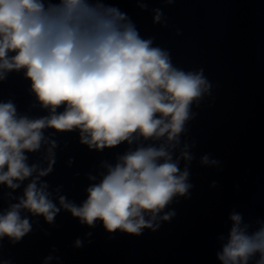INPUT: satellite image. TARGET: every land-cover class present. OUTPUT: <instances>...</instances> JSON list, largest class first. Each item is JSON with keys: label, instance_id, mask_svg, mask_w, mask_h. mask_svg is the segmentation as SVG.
<instances>
[{"label": "clouds", "instance_id": "1", "mask_svg": "<svg viewBox=\"0 0 264 264\" xmlns=\"http://www.w3.org/2000/svg\"><path fill=\"white\" fill-rule=\"evenodd\" d=\"M138 6L147 10L142 0ZM152 12L153 23L166 26L162 9ZM154 39L141 36L127 13L104 0H0V84L22 73L31 107L47 113L32 117L13 99L0 100V185L16 201L0 210V241L16 244L32 231L25 213L53 224L62 210L89 228L99 221L108 233L138 236L170 221L175 211L169 206L189 198L195 145L181 138L212 84L203 69L174 65ZM47 129L78 132L89 150L128 148L115 163L102 162L98 176L89 174L87 198L77 205L43 179L53 171L58 147ZM42 149V161L30 165L27 153ZM200 163L219 162L204 155ZM26 180L23 194L13 197ZM229 220L227 237H219L220 264H264V221L253 228L235 211ZM82 246L77 239L75 247Z\"/></svg>", "mask_w": 264, "mask_h": 264}, {"label": "water", "instance_id": "2", "mask_svg": "<svg viewBox=\"0 0 264 264\" xmlns=\"http://www.w3.org/2000/svg\"><path fill=\"white\" fill-rule=\"evenodd\" d=\"M142 2L147 10H141L138 0H104L127 13L141 36L154 37L155 45L168 49L174 65L203 69L212 84L211 95L193 106L197 115L181 138L195 145L190 149L194 159L189 166V198L180 197L169 206L175 211L170 221L138 236L108 233L99 221L89 228L63 210L53 224L25 213L33 221L32 231L16 244L7 238L0 241V260L43 264L51 255L50 264H220L219 237H227L233 211L253 228L255 221H264V0ZM156 8L162 9L166 26L153 23ZM28 88L23 74L13 72L0 84V100L13 99L19 112L32 117L47 115L31 107L34 98ZM45 135L53 136L58 147L53 171L43 179L50 191L59 187L60 194L77 205L87 198L89 174L98 176L102 162L115 163L128 148L121 144L89 150L79 142L78 132L47 129ZM27 155L30 165L40 163L43 149ZM204 155L218 165H201ZM28 182L12 196H21ZM9 192L0 185V210L16 202ZM77 239L82 247H75Z\"/></svg>", "mask_w": 264, "mask_h": 264}]
</instances>
